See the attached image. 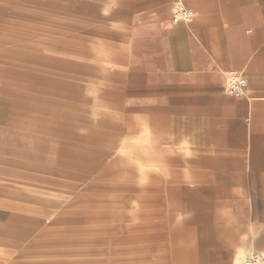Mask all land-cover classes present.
Returning a JSON list of instances; mask_svg holds the SVG:
<instances>
[{
    "label": "crops",
    "instance_id": "1",
    "mask_svg": "<svg viewBox=\"0 0 264 264\" xmlns=\"http://www.w3.org/2000/svg\"><path fill=\"white\" fill-rule=\"evenodd\" d=\"M178 1L192 20H174ZM67 9V38L57 39L67 64L52 66L74 88L103 90L105 117L120 131L125 122L133 151L178 186L189 241L179 264L264 256V0H69ZM232 72L247 80L241 95L227 91ZM13 121L28 123L9 114L5 131ZM9 230L0 211V243Z\"/></svg>",
    "mask_w": 264,
    "mask_h": 264
},
{
    "label": "rangeland",
    "instance_id": "2",
    "mask_svg": "<svg viewBox=\"0 0 264 264\" xmlns=\"http://www.w3.org/2000/svg\"><path fill=\"white\" fill-rule=\"evenodd\" d=\"M68 1L0 0V264H179L178 186L105 117L103 90L52 66ZM18 113L27 126L5 131Z\"/></svg>",
    "mask_w": 264,
    "mask_h": 264
},
{
    "label": "built area",
    "instance_id": "3",
    "mask_svg": "<svg viewBox=\"0 0 264 264\" xmlns=\"http://www.w3.org/2000/svg\"><path fill=\"white\" fill-rule=\"evenodd\" d=\"M173 17L174 20H192L194 13L188 8L183 2L178 1L173 6ZM247 86V80L244 76L232 72L226 83L227 91L233 95H241ZM243 264H264V256L262 255H252L243 261Z\"/></svg>",
    "mask_w": 264,
    "mask_h": 264
}]
</instances>
